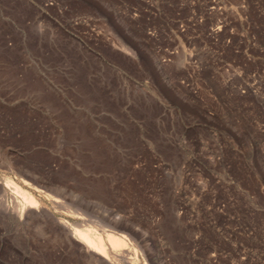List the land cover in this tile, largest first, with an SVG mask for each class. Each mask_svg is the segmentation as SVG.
<instances>
[{
  "label": "rangeland",
  "instance_id": "374dc122",
  "mask_svg": "<svg viewBox=\"0 0 264 264\" xmlns=\"http://www.w3.org/2000/svg\"><path fill=\"white\" fill-rule=\"evenodd\" d=\"M83 217L139 264H264V0H0V264H106Z\"/></svg>",
  "mask_w": 264,
  "mask_h": 264
},
{
  "label": "bare ground",
  "instance_id": "6f19581e",
  "mask_svg": "<svg viewBox=\"0 0 264 264\" xmlns=\"http://www.w3.org/2000/svg\"><path fill=\"white\" fill-rule=\"evenodd\" d=\"M7 182H10L11 184L14 183V181H7ZM13 186H16V184L14 183ZM17 186H16L17 188H20L18 184ZM16 187L13 188L16 189ZM16 190H21V188ZM19 192L20 194L22 193L21 191ZM22 196L23 199L21 201L19 200L15 201L16 203L15 206L19 212L21 211L22 215L25 214L26 212L25 210H27L29 207L39 206L38 200L32 193L28 191L24 192L23 190ZM50 196L51 199H53L58 205H60V202L62 201L60 200L59 197H56L54 195H50ZM62 204L63 203H61V205ZM73 214H75L80 218H82L83 216V214L79 213L78 211L77 213L73 212ZM84 219L86 220V218ZM63 224L69 229V232L71 233L72 237L76 241L81 243L82 250L92 255L95 259L102 261L106 264H122V260H121V255H122L124 258H126L127 264H139L140 257H139L138 249L135 247V242L130 240L127 233L116 231V226L113 227L109 224L110 225L109 227L102 226L99 229H95V228H91L90 224H87V220H86V224L84 225H82V223L80 224L83 227H80L78 222L76 223L77 225L75 223L72 224L69 221L63 222ZM144 259L146 260L145 256Z\"/></svg>",
  "mask_w": 264,
  "mask_h": 264
}]
</instances>
